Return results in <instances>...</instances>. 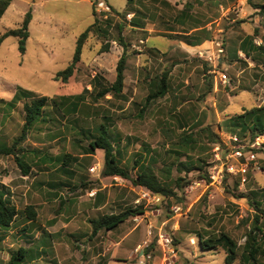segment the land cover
Returning a JSON list of instances; mask_svg holds the SVG:
<instances>
[{"label": "rangeland", "instance_id": "rangeland-1", "mask_svg": "<svg viewBox=\"0 0 264 264\" xmlns=\"http://www.w3.org/2000/svg\"><path fill=\"white\" fill-rule=\"evenodd\" d=\"M100 1L108 2L123 17H112L108 34L91 33L82 61L64 84L56 80L57 74L72 63L77 40L94 23L93 10ZM134 4L129 0H13L1 19L0 37L6 30L19 29L29 11L36 18L29 27L24 54L16 37H8L0 46V93L8 96L22 91L70 99L62 104L63 110L50 109V121L39 123L17 147L26 152L29 175H24L14 156H0V184L9 187L19 210L34 206L37 212L34 221L21 215L4 233L0 264H7L20 248L29 251L24 264H137L136 250L145 242V251L152 256L148 264H165V251L157 243L160 234L173 239V264H225L224 250L204 251L198 243L199 236L207 239L221 234L239 246L234 264H264L261 254L256 260L242 259L257 214L253 205L258 203L264 209V150L258 153L245 185L236 179H227L221 186L211 185L208 174L207 179H200V170L179 166L191 160L196 166L211 164L217 143L209 141L208 130L227 141L238 133L221 131L219 123L264 106V51L253 52L254 61L242 52L237 62L228 56L240 49L244 30H253L257 17L262 18V27L255 32L256 40L252 39L256 47H264V0H230L223 4L224 9L198 10L200 22L221 19L214 28L222 33L212 39L208 48L213 52L211 57L201 59L197 55L176 71L169 56L150 50L164 51L172 40L153 36L149 50H140L143 44H136L135 32L125 37L120 34L119 28L129 24L124 16ZM212 5L219 6L215 0ZM137 7L146 21L152 22L148 18L151 9L142 4ZM99 20L106 31V22ZM120 37L121 44L128 45L125 88L120 95L109 93L100 98L97 95L115 81L123 53ZM139 68L143 70L140 78ZM165 72L169 73L167 94L145 107ZM96 74L101 80L95 84ZM221 74L228 75V84L220 83ZM83 93L79 111L68 113L67 107L74 101L71 97ZM27 101L21 100L13 109L0 103L2 143L12 146L21 135ZM102 125L109 129L115 155L131 179L137 178L143 165L153 162V171L162 182L169 183L175 195L160 197L157 205L146 200L138 205L137 200L145 193L155 194L133 185L131 179L105 177L104 151L87 152ZM191 132L196 143L181 149L182 136ZM243 136L248 139L252 135L248 131ZM64 154L74 161L61 168L55 160ZM92 167L96 168L94 172ZM179 178L190 185L179 189L175 184ZM128 210L144 213L128 212L126 221L115 230L93 235L92 220ZM261 223L264 229V219ZM262 236L259 234V239L264 243Z\"/></svg>", "mask_w": 264, "mask_h": 264}, {"label": "trees", "instance_id": "trees-1", "mask_svg": "<svg viewBox=\"0 0 264 264\" xmlns=\"http://www.w3.org/2000/svg\"><path fill=\"white\" fill-rule=\"evenodd\" d=\"M12 1L13 0H0V21L11 6ZM94 10L93 12L95 13ZM95 17L94 23L79 36L72 63L64 71L57 74L56 80H59L65 84L68 83V81L74 76L78 64L82 61L83 49L88 39L90 38L91 33H93L94 31L98 33H109V29L113 24V19L109 18L105 21V31L103 30L104 28H102V26L100 25L101 21L97 17ZM32 19V11H29L25 15V18L19 29L6 30V32L0 37V46L8 37H16L18 38L19 42V50L22 54H24L26 52V43L30 36L29 26ZM121 29L122 28H119L120 34ZM252 38L253 37H249L241 42L240 49L238 51H241L247 58H250L254 61V56L252 55L253 52L257 51L256 53H259V51H264V47H256ZM121 43H123V40L120 37V45L123 47V53L116 67V80L109 88L102 90L97 95L100 98L105 97L109 93L120 95L123 92L125 71L127 67L128 45ZM238 51L234 54H231V61H239L240 58ZM168 75L169 73L165 72L162 74L161 78L158 79L157 90L147 97L145 107H147L152 101L158 98H162L167 94ZM94 80H98V75L95 76ZM87 91L88 90H85V93ZM85 93L71 97L72 99H74V101H72L68 105V113H76L79 111L82 103L84 102ZM68 99L70 98H48L45 96H36L34 95V93L27 94L22 91H17L14 98L10 102L5 101L4 99H0L1 104H4L11 109H13L21 100H29L23 105L25 118L21 135L14 141L12 146H8L2 143L0 137V156H14L17 165L24 173V175H29L31 166L26 161V152L24 148L18 149L17 147L21 142H24L27 139L28 133L32 129L37 127L39 123L46 124L50 121V109L55 107L63 110L62 104H65ZM218 126L221 131H225L230 134L236 133L237 131L238 134L244 135L246 132L250 131L252 137L254 138L257 134L264 133V106L255 107L251 110L245 111L243 114L228 118L225 121L219 123ZM191 134L192 132L190 134L185 133L184 136H182V144L180 145L181 149H188L190 145L196 143ZM208 137L211 143L218 144L222 142L221 137L210 130H208ZM96 150L104 151L105 165L103 175L105 177H121L128 180L131 179L128 171L121 167V163L115 155L112 137L110 135L109 129L105 125H102L100 127V133L97 137H95V140L91 141L87 152L88 154H94ZM36 153H38V151H36ZM42 161H44V163L48 162L47 158H43ZM73 161L74 159L72 158V156L68 154H64L63 156H60L55 160V162L59 163L61 168L68 167ZM209 165L210 164L203 162L199 163V165L196 166L193 160H191L189 164H179L180 167H184V169H187L188 171H192L195 169L200 170V179H207L209 169L207 167H209ZM131 181L133 185L144 187L161 198H167L175 195L174 191L170 188L169 183L162 182L158 175H156V173L153 171V162H150L148 165H143L141 167V172L139 173L137 178L131 179ZM182 182V178L176 180L175 184L179 189H184L191 183L185 182L184 184ZM253 206L255 207V211L257 212V214L255 216V222L253 224V227L251 228V232L248 234L246 243L244 245L245 255H242L243 260L249 261L256 260L257 255L261 254L262 256H264V243H262L259 239V234L261 233L263 234L262 238H264V229L261 223V220L264 219V209L261 208L258 203ZM128 212L131 213V215H139L144 213L141 210H128L127 212L118 215H106L100 219L92 220L91 223L93 226V235H97L102 230H115L117 227H119L120 224L126 221V213ZM21 215H23L25 219L29 221H34L37 217V212L34 206H27L24 211L19 210L15 202L13 201V195L9 187L0 184V242L4 239V233H6L12 226H14L15 221ZM198 240L200 248L204 251L217 249L224 250L226 253L225 264H234L238 259L239 246L233 239H231V237L226 234H221V236H219L218 238L207 239H203L201 236H199ZM28 253V249L20 248L18 253L14 254L7 264H24Z\"/></svg>", "mask_w": 264, "mask_h": 264}, {"label": "crops", "instance_id": "crops-1", "mask_svg": "<svg viewBox=\"0 0 264 264\" xmlns=\"http://www.w3.org/2000/svg\"><path fill=\"white\" fill-rule=\"evenodd\" d=\"M215 1L216 3L219 4L218 8L213 7L212 0H140V2L129 0V4H131L132 2L135 4L133 7L130 8L131 11H128L125 14L124 18H126L128 14H133L134 20L133 21L131 20L132 22L128 20L129 24H127V27H123V26L120 27L122 28L121 29L122 37H125L127 34H130L132 31L135 32L136 44L141 41L143 42L142 43L143 46L139 47L140 50L141 48L144 50L145 49L149 50L148 45L150 44V37L153 36L157 38L164 37L166 39L172 40V43L169 46V48L164 51L163 50L161 51L154 47L150 50L151 52L155 51L154 52L155 54H159L160 52L162 55L169 56L171 59V63L176 64L174 67L175 68L174 70L176 71L179 67L186 65L185 61H190L192 57L198 55L197 57L204 59L206 57H211V54H213V52L209 51L208 48L212 47L211 45L213 43L212 39L216 38L217 35L222 33L221 29L214 28L215 25L217 26L219 25L221 19L211 22H206V21L200 22L197 16H198V10L200 9H204V10L224 9L225 6L223 4H225V2L230 0H218V1L215 0ZM106 3L112 8L117 18L121 19L123 17L117 10L114 9L113 6H111L108 2ZM139 4H142L148 9L149 8L151 9L150 12L152 13H150V16H148V18L151 19L152 22H149L148 20H147L148 22L146 21L147 17L144 16L145 14L143 12L139 13L140 11L137 7V5ZM139 14L141 19L138 18ZM35 19L36 18L33 16L30 25ZM261 20L262 18L257 17L253 23L254 25L253 30L251 31L244 30L245 35L244 37H242L241 42H243L249 37H253L256 40L257 36H255V32L258 30L259 27H262L261 26L262 24L260 23ZM238 52L239 54L241 53V51ZM174 56L177 57L173 58ZM228 56L231 57L232 55L229 54ZM220 61H223V59ZM142 72L143 70L141 68L137 70L138 78L142 76ZM94 78L95 76L93 77V79ZM98 80H101L99 75H98ZM98 80H93V82L96 84ZM142 80H143L142 78L138 79V82H142ZM126 81L127 78L125 77L124 88ZM153 84L154 82L150 80L149 85L152 86ZM14 96H15L14 93L8 96L3 93H0V99H4L7 102L12 101Z\"/></svg>", "mask_w": 264, "mask_h": 264}, {"label": "built area", "instance_id": "built-area-1", "mask_svg": "<svg viewBox=\"0 0 264 264\" xmlns=\"http://www.w3.org/2000/svg\"><path fill=\"white\" fill-rule=\"evenodd\" d=\"M95 14L98 19L104 21L112 18L115 15L112 8L105 2L100 1L96 3ZM101 17V18H100ZM133 14H128L126 16L127 20L131 21L133 19ZM143 43L142 41L140 42ZM135 48V46H133ZM219 52H223L219 50ZM221 60V59H219ZM216 73V71H214ZM230 82L227 74H221L220 83L228 84ZM264 150V133L257 134L254 138L250 136L248 139L239 134L230 135L228 140H222L215 146L213 151L212 163L208 169V177L211 185H222L227 179H236L242 185H245L248 179V173L252 165L256 164L258 160V153ZM95 167L91 168V172L95 171ZM115 180H122L121 177H115ZM142 200H146L149 204H159L161 198L151 194L145 193L141 199L137 200L139 205ZM159 246L165 251V264H173L176 259L175 250H173V239L169 234H160L159 240L157 242ZM145 246L139 245L136 253L139 254L137 264H148L152 256L145 251L147 247V242L144 243ZM169 255V259H168Z\"/></svg>", "mask_w": 264, "mask_h": 264}, {"label": "water", "instance_id": "water-1", "mask_svg": "<svg viewBox=\"0 0 264 264\" xmlns=\"http://www.w3.org/2000/svg\"><path fill=\"white\" fill-rule=\"evenodd\" d=\"M128 215H126V217H127Z\"/></svg>", "mask_w": 264, "mask_h": 264}]
</instances>
